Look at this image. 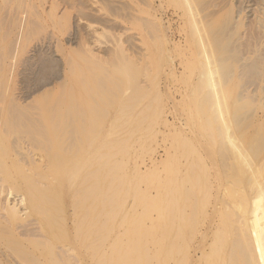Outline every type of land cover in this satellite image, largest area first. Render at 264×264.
Returning a JSON list of instances; mask_svg holds the SVG:
<instances>
[{
  "label": "rangeland",
  "instance_id": "rangeland-1",
  "mask_svg": "<svg viewBox=\"0 0 264 264\" xmlns=\"http://www.w3.org/2000/svg\"><path fill=\"white\" fill-rule=\"evenodd\" d=\"M51 2L60 5L61 15L67 8L62 22L54 26L53 21L48 19L44 28L36 27L35 32L15 31L0 36V92L4 102L14 109L12 114H29V111L32 114H53L71 98L86 113L90 106L87 103L96 105V113L103 114L98 117L93 113L91 120L90 131L96 145L113 142L111 145L114 148L110 151L115 153L119 150L114 159L122 160L126 169L124 172L133 181V187L142 190L154 201H164L166 191L163 192V187L167 184H180L186 178L201 180L195 197L200 212L209 200L215 201L213 196H220L225 187L227 189L223 190V194H227H222L219 201L224 206L227 199L228 202L232 201L229 203L230 207L233 206L231 209L238 206L237 197L243 196L244 187L249 188L246 190L248 192L254 191L251 185L249 187V171L237 164L234 153L225 149L217 137L219 123L215 118L218 113L215 112L214 97L204 79L208 69L199 55L198 39L192 36L191 17L188 5L183 0H106L105 6L93 3V0H46L44 4L49 7ZM26 3L30 4L29 1ZM191 3L197 22H202L201 25L206 27L203 37L208 40V50L215 63H220L217 65H220L223 80H220L222 87L218 89L221 94L217 96L228 108L227 120L235 127L232 128L237 134L232 132L239 139L238 144L242 149L248 147L250 156L256 154V158L260 157L259 160L263 161L264 87L261 86L264 84V0H191ZM101 6L106 9L98 12ZM15 12L11 8H4L0 17H8L5 23L9 24L13 19L9 18L10 15H18ZM147 12L158 19L155 21ZM22 16L23 26L24 23L38 22L37 15L33 14L28 19ZM86 18L99 22L90 27V21ZM105 26L114 28L113 32L105 36L96 33ZM160 29H165L163 33L169 38L167 45L161 40L163 34ZM168 48L170 51H167ZM69 63L73 64V69ZM121 67L125 72L121 71ZM128 75L130 78H127ZM96 85L101 90L109 87L108 91L103 94ZM247 89L255 92L248 93ZM69 95H72L70 99ZM135 98H139L140 102L134 114H117L120 107L136 103ZM58 103H62V107ZM146 107L148 113L141 114ZM157 108H162L158 115L154 112ZM116 140L119 141L117 145ZM121 146L125 149L120 150ZM125 150L129 151L128 154ZM255 156L253 159H256ZM259 163L257 169L263 173L264 161ZM242 179L245 184L241 182ZM231 183L234 188L229 185ZM143 205L133 196L131 189L127 203L129 217L140 214ZM224 206L223 211L230 210ZM152 213L153 219L152 215L147 218L145 226L154 227L153 232L167 236L168 230L157 228L160 227V220H155L158 219L157 212ZM119 219L115 222H119ZM122 225L121 229L116 226L118 229L108 239L109 248L113 245L123 246L132 238L134 231L131 230V223L123 222Z\"/></svg>",
  "mask_w": 264,
  "mask_h": 264
},
{
  "label": "bare ground",
  "instance_id": "bare-ground-1",
  "mask_svg": "<svg viewBox=\"0 0 264 264\" xmlns=\"http://www.w3.org/2000/svg\"><path fill=\"white\" fill-rule=\"evenodd\" d=\"M45 1L1 0L0 4L2 3L3 6L1 4L0 9L1 7L9 10L11 8L18 15L14 17L13 14L10 15L9 18L13 19H10L9 24L5 23L8 17L6 19L3 16L0 17L2 22L0 36H6L15 31L35 32L36 27L44 28L48 19L53 21L54 26L62 22L67 14V8L61 15L60 5L57 2H51L49 7H46ZM107 1L110 2V0ZM183 1L188 5L193 26L192 36L198 39L200 48V54H198L202 56L203 64L208 69L204 79L207 80L208 88L214 97L212 99L217 110L215 112L218 113L215 118L219 123L217 137L223 142L225 149L234 153L237 164L249 171L250 175H247L250 176V184L247 182L246 185L249 184V187L251 185L254 191L250 190L252 193H249L250 191H246L249 188L244 187V192L241 190L243 196L237 197L238 206L235 205L232 209L233 206L230 207L229 204L232 201L228 202L227 199L228 203L226 202L225 206L230 210L225 212L223 211L224 203L219 201L223 190L227 189L224 182L228 179L224 180L225 188H220L223 189L222 193L219 192L220 196L216 194L219 188L216 186V190L214 189L216 195L213 196L215 201L209 200L200 212L195 197L201 180L186 178L183 183L176 182L174 185L167 184L163 187V192L166 191L164 201L151 200L142 190L133 187V181L129 180L125 174L126 171L124 172L125 166L122 160L114 159L119 150L115 153L110 151L114 148L111 145L113 142L96 145V139L90 131L93 113L98 112L96 105L87 103L90 106L86 113L84 109L78 107L79 103L75 99H70L74 95L73 92L69 95L70 101H66L68 103L62 107L61 104L64 101L62 99V103H58L62 108L56 109L53 114L45 112L32 114L30 111L29 114L25 112L12 114L14 109L4 102L0 92V264H20L19 262L22 264H264V172L257 169L260 166L259 161L262 163L264 160H259L261 159L259 156L256 158V154H252L253 157L250 156L248 147L244 150L238 144L239 139L232 132L234 126H231L227 120L228 108L217 96L221 94V90L218 89L222 87L220 80H223L222 72L219 71L220 65H217L220 63H215L208 50L206 45L208 40L203 37L206 27L201 25L202 22H197L191 0ZM93 3H101L105 6L106 0H93ZM98 9L97 11L101 12L106 8L101 6ZM147 13L152 16L150 12ZM33 14L37 15L38 22L21 25L24 19L22 15L28 19ZM152 17L155 21L158 19L155 16ZM86 19L90 21V27L93 23L99 22ZM107 26L99 31L96 30V33L100 36L111 34L114 28ZM159 31L163 34L161 36L163 44L167 45L170 41L163 33L165 29ZM167 51L170 49L168 48ZM93 56L95 58V55ZM200 61L203 62V60ZM69 65L71 67L73 64L69 63ZM124 70L123 68L121 71ZM127 78L130 76L128 75ZM82 83L84 86L85 81ZM96 86L101 90L99 85ZM104 86L102 84V87ZM261 87L263 88L264 84ZM261 87L258 88L261 89ZM105 88L100 92L105 94L104 91L109 87ZM247 91L255 92L249 89ZM100 99L103 98L100 97ZM139 102L138 98L136 103L131 102L120 107L117 114H134ZM75 105L77 107H74ZM147 110V107L144 108L141 114L148 113ZM101 112L104 113V111ZM154 112L158 115L162 112V108H157ZM255 113L258 114V112ZM101 115L98 114V117ZM95 120L96 123L97 118ZM184 143L187 144L186 139ZM121 147L120 150L125 149ZM127 151L125 150L126 154L129 152ZM254 156L256 159H253ZM217 176L214 175V177ZM241 182L245 181L242 179ZM210 187L212 188V183ZM131 189H133V196L144 204L142 212L132 218L129 217L127 210ZM226 194L223 195L226 196ZM237 210H239L238 213ZM155 211L158 216L155 220L158 222L160 220V227L157 228L168 230L167 236L153 232L154 227L145 226V220L151 215L153 219L152 212ZM118 218H120L119 222L116 223ZM123 222L131 223V230L134 231L132 238L123 246L113 245L109 248L108 239L118 229L117 227L123 228ZM150 230L152 231L149 232Z\"/></svg>",
  "mask_w": 264,
  "mask_h": 264
}]
</instances>
